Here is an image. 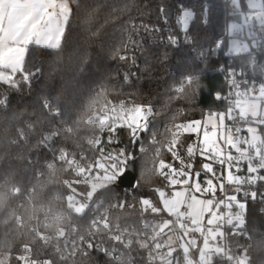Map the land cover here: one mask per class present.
Masks as SVG:
<instances>
[{
    "label": "snow or ice",
    "instance_id": "6c2138e0",
    "mask_svg": "<svg viewBox=\"0 0 264 264\" xmlns=\"http://www.w3.org/2000/svg\"><path fill=\"white\" fill-rule=\"evenodd\" d=\"M73 3H78V0H0V82L13 89L18 88L21 80L30 83L40 71L38 68L35 73L25 70L30 46L60 49L73 15ZM231 3L237 10L233 15L238 13L242 22L228 25L227 35L231 39L227 43L225 55L246 53L253 57L254 64L253 49L264 48V36H258L256 32L258 25L264 33V0H247L250 10L247 13L240 11V0H231ZM204 10L207 22V4ZM159 14L158 18L163 17L166 22L167 12L163 5L159 8ZM194 16L190 8L183 7L181 0L178 23L186 45L194 43L193 37L189 35V25ZM138 29L164 31L158 26H131L132 31ZM245 29L246 39L251 44L239 39ZM168 31L171 32V29ZM179 39L177 35L167 36L173 46L178 45ZM131 42L135 43L134 40ZM223 45L225 40L222 37L211 51L218 52ZM193 51L196 49L193 48ZM204 56V51L200 50L199 57L203 59ZM116 58L128 59L125 55ZM132 59L134 61L135 57ZM17 73L21 74L19 80L16 78ZM130 75L125 73L124 80L127 81ZM235 77L236 73L229 69L228 94L222 97L216 93L217 100L227 102L225 110L211 111L203 119L172 122L171 127L165 126L163 133L155 130V113L151 105L123 100L119 103L106 101L98 112H93L86 120L74 122L75 126H64L66 122L61 119L62 126L56 127L52 118H62L64 113L47 97H42L41 108L48 112L47 130L37 118L34 122H27L28 131L19 129L18 136L27 144L29 133L41 125L32 147L47 149L52 154V160L46 163V167L53 174L58 170V161L60 171L75 177L63 181L70 189L66 197L70 213H54L51 207L46 209L43 221L37 218L29 231L33 234V240L39 238L45 247L51 246L53 252L48 258H40L25 243L15 257L17 264H77L75 257L78 254L88 257L90 250L108 257L105 264H132L131 258L118 247L130 248L134 241L125 239V236H131L132 233L119 223L113 224L110 219V210L124 208L125 203L121 201L105 207L102 199H93L98 191L111 192L118 180L122 182L126 169L134 159L130 151L123 148L109 150L106 146L116 142L114 138L124 128L128 130L132 144L141 139V133L150 132L155 156L160 157L162 149H166L173 161H179L180 165L176 167L174 163H166L160 158L156 173L166 181L162 187L154 189L160 206L145 197L139 201L142 213L150 212L159 217L151 222H143L144 229H150V234L148 231L135 232V243L142 249H148L149 264H156L157 261L158 264H181V256L183 264H251L247 249H243L242 254L234 255L230 247L219 242L226 239L225 229L228 227L233 234L247 235V198L255 200L258 193L245 189L254 188L257 184L264 187V82L247 85V81H237ZM198 79L195 74L182 75L175 92L184 93L185 86L193 85ZM242 83L247 85L243 89ZM7 103L6 96L0 98V107H5ZM81 124L90 133L86 138L89 150L86 152L81 149L77 153L63 146L58 147V138L69 139L70 135L77 133ZM105 132L108 134L106 143L102 139ZM185 134H195L197 138L186 148L187 160L178 150L182 143L181 137ZM158 135L164 139L158 140ZM12 143L16 144L17 141L13 140ZM140 151H146L143 142ZM197 155L203 161L198 171L194 170L193 163ZM202 175L203 180L200 179ZM74 185H85L86 188L81 192ZM33 193L34 189L25 193L18 185L0 191V211L14 219L18 228L25 227L24 217L9 210L10 195L27 196L31 201ZM241 193L245 198L243 201L238 199ZM260 196L264 199V193ZM55 198L61 199L60 196ZM71 213L76 217H91L83 232L72 222ZM163 214H167L168 218ZM41 227L45 232L40 231ZM141 236L145 239H140ZM200 240L202 244L198 242ZM109 241L112 244L105 246ZM193 250L198 252V257L193 256ZM10 261V253L0 255V264H10Z\"/></svg>",
    "mask_w": 264,
    "mask_h": 264
},
{
    "label": "trees",
    "instance_id": "16d2710c",
    "mask_svg": "<svg viewBox=\"0 0 264 264\" xmlns=\"http://www.w3.org/2000/svg\"><path fill=\"white\" fill-rule=\"evenodd\" d=\"M182 3L183 7L195 13L189 25V35L194 40L192 45L184 43L178 23L181 0H78V3L71 5L73 15L60 49L30 46L25 70L35 73L37 68L40 69L30 83L21 80L18 88L13 89L0 82V98L6 96L8 100L5 107H0V191H6L12 185L20 186L25 193L34 189L31 201L27 196L11 195L8 201L9 210L24 217V228H18L14 219L0 211V255L10 253V264H17L15 257L25 243L40 258H48L53 248L45 247L39 238L33 240L29 229L36 224L37 218L43 221L45 210L49 207L54 213H70L66 200L70 189L63 181L75 177L60 171L58 161V170L53 174L46 167V163L52 160V154L47 149L32 147L41 125L29 133L27 144L18 136L19 129L28 131L27 122H34L37 118L47 130L48 112L41 108L42 97H47L64 113L62 118H52L56 127L62 126L61 119L66 122L64 126H75L74 122L86 120L93 112H98L106 101L119 103L123 100L151 105L155 113V130L163 133L165 126L171 127L172 122L203 119L211 111L225 110L227 102L217 100L216 93L222 97L228 94L229 69L236 73L237 81H247V85L264 82V48L253 49L254 64L253 57L246 53L225 55L229 41L225 39L227 28L233 21L228 0H182ZM205 4L207 22L204 19ZM161 5L166 10L174 11L171 20L165 22L163 17L158 18ZM242 9L246 10L244 0ZM133 24L158 26L164 31H132ZM256 32L258 36H264L260 29L257 28ZM169 34L180 38L178 45L173 46L168 42ZM222 37L225 45L213 53L211 49ZM200 50L205 53L203 59L199 57ZM119 55H125L128 59L119 60L116 58ZM125 73L132 74L127 81L124 80ZM188 74L198 75V81L185 86L184 93H176L182 75ZM20 76L17 73L16 78L19 80ZM247 85L242 83L241 88ZM89 135L88 129L81 124L77 133L70 135L69 139L58 138V147L63 146L77 153L81 149L87 152L90 146L86 138ZM107 135L106 132L102 134L105 143ZM140 137L136 144H132L129 132L124 128L114 138L116 142L106 144L109 150L123 148L133 153L132 164L136 175V184L132 189L113 185L111 192L100 190L94 195L93 199H102L105 207L121 201L125 203L124 208H116L110 214L113 224L139 226L145 220L151 222L159 219L150 212L142 213L139 201L145 197L155 203L158 195L154 189L166 183L156 173L160 158L166 163L180 166L179 161H173L166 149H162L160 157L155 156L150 132L141 133ZM157 139L164 138L158 135ZM196 139L195 134L181 137L178 150L185 160L187 146ZM13 140L17 143L13 144ZM141 142L146 149L143 153L140 151ZM202 162L197 155L193 161L194 170H200ZM74 186L81 192L86 188L85 185ZM246 190L258 193L255 200L247 198V235L227 231L226 245L232 250L247 249L251 264H264V199L260 196L264 193V187L257 184L251 189L246 187ZM57 196L61 199H56ZM71 215L72 222L80 230L87 228L90 216ZM163 215L168 218L167 214ZM40 231L45 232V229L41 227ZM125 250L135 264H149L133 261L131 256H137L136 247ZM75 259L77 264H105L108 257L91 251L88 257L78 254Z\"/></svg>",
    "mask_w": 264,
    "mask_h": 264
},
{
    "label": "built area",
    "instance_id": "2783aa9c",
    "mask_svg": "<svg viewBox=\"0 0 264 264\" xmlns=\"http://www.w3.org/2000/svg\"><path fill=\"white\" fill-rule=\"evenodd\" d=\"M179 10H180V6H179ZM246 37H247L246 35L241 34V35L239 36V39H241V40H245ZM225 39L230 40L231 38H229L228 36H226ZM233 55H234V54H233ZM245 190H246V189H245ZM238 198H239L240 200H242V201L245 199L244 196H243V193L239 194ZM115 209H116V208H115ZM115 209H111V210H110V214H111L112 211H114ZM121 226H122V227H127V228L129 229V232L132 233L131 236H127V235H126V236H125V239H128V238L133 239L134 243H133L130 247L134 246V247H136V249L138 250V251H137V256H131V257L133 258V261L149 263V259H148V249H142V248L139 247V245H138L137 243H135V240H136L135 232H137V231H139V232L148 231L149 234H150V229L145 230L143 224H142V225H139V226H135V225H121ZM80 231L83 232L84 230H80ZM227 231H231V232H232V229H231L230 227H228V228L225 229V232H227ZM140 239H145V237H144V236H141ZM219 242H220V243H223V244H226V239L223 240V241H219ZM111 244H112V242L109 241L108 244L105 245V246H109V245H111ZM118 247H120V250H121V251H124L125 253L127 252L122 246H118ZM91 251H95V250H90V252H91ZM162 251H166V249H163ZM178 251H179V250H178ZM232 251H233V254H234V255H239V254H242V252H243V251H240L238 248L235 249V250H232ZM101 254H102V253H101ZM102 255H104V254H102ZM174 255H175V254H174ZM104 256H105V255H104ZM132 264H135V262H132ZM156 264H158V261L156 262ZM181 264H183V262H182V256H181Z\"/></svg>",
    "mask_w": 264,
    "mask_h": 264
},
{
    "label": "water",
    "instance_id": "95a60500",
    "mask_svg": "<svg viewBox=\"0 0 264 264\" xmlns=\"http://www.w3.org/2000/svg\"><path fill=\"white\" fill-rule=\"evenodd\" d=\"M167 12V20H171L174 16V11L172 10H166ZM232 20L235 22H241L240 15H233ZM136 184V175L134 171L133 164L131 162L130 166L126 169V175L123 177V181H117L116 185H119L118 188H126V189H132L134 188ZM114 185V187H117Z\"/></svg>",
    "mask_w": 264,
    "mask_h": 264
},
{
    "label": "rangeland",
    "instance_id": "374dc122",
    "mask_svg": "<svg viewBox=\"0 0 264 264\" xmlns=\"http://www.w3.org/2000/svg\"><path fill=\"white\" fill-rule=\"evenodd\" d=\"M228 1H229V6H230V8L232 9L233 13L236 12L237 10L233 8L232 3H231V0H228ZM244 2H245V4H246V10H243V9H242V0H240V6H241V7H240V11H241V12H244V13H247V12H249L250 10L248 9V6H247V0H244ZM236 15H239V14L237 13ZM240 17H241V16H240ZM234 22H235V21H232V22H230V24H231V23H234ZM241 22H242V17H241ZM241 22H235V23H241ZM230 24H229V25H230ZM257 28L259 29V26H258V25H257L256 29H257ZM243 35H246V36H247V29H245ZM227 36H228V35H227ZM228 37H229V36H228ZM229 38H231V37H229ZM242 41L251 44V41H249V40H247V39L242 40ZM61 44H62V42H61ZM1 83H3V82H1ZM240 174H244V173H240ZM200 179L203 180L204 177L201 176ZM218 195H219V193H218ZM238 199H239V198H238ZM155 203L157 204V206H160V205H159V197H157V201H156ZM234 210H235V209H234ZM198 242L202 244V240H200V241H198ZM193 256H194V257H198V252H197L196 250H193Z\"/></svg>",
    "mask_w": 264,
    "mask_h": 264
}]
</instances>
